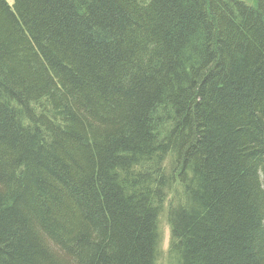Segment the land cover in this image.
<instances>
[{
	"label": "trees",
	"instance_id": "obj_1",
	"mask_svg": "<svg viewBox=\"0 0 264 264\" xmlns=\"http://www.w3.org/2000/svg\"><path fill=\"white\" fill-rule=\"evenodd\" d=\"M0 264H264V0H0Z\"/></svg>",
	"mask_w": 264,
	"mask_h": 264
},
{
	"label": "rangeland",
	"instance_id": "obj_2",
	"mask_svg": "<svg viewBox=\"0 0 264 264\" xmlns=\"http://www.w3.org/2000/svg\"><path fill=\"white\" fill-rule=\"evenodd\" d=\"M8 1L11 3L12 0H8ZM243 1L248 4H252L255 0H243ZM167 235H168L167 230H165V241L163 243L164 247L166 246Z\"/></svg>",
	"mask_w": 264,
	"mask_h": 264
}]
</instances>
